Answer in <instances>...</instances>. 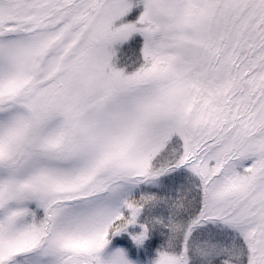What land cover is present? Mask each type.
Listing matches in <instances>:
<instances>
[{"label":"snow or ice","instance_id":"obj_1","mask_svg":"<svg viewBox=\"0 0 264 264\" xmlns=\"http://www.w3.org/2000/svg\"><path fill=\"white\" fill-rule=\"evenodd\" d=\"M0 264H264V0H0Z\"/></svg>","mask_w":264,"mask_h":264}]
</instances>
